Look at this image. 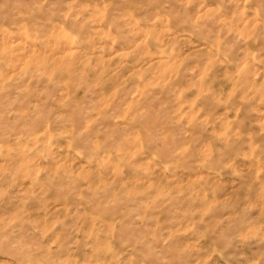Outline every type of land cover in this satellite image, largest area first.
<instances>
[{
	"label": "rangeland",
	"instance_id": "obj_1",
	"mask_svg": "<svg viewBox=\"0 0 264 264\" xmlns=\"http://www.w3.org/2000/svg\"><path fill=\"white\" fill-rule=\"evenodd\" d=\"M0 173L58 264H264V0H0Z\"/></svg>",
	"mask_w": 264,
	"mask_h": 264
},
{
	"label": "clouds",
	"instance_id": "obj_2",
	"mask_svg": "<svg viewBox=\"0 0 264 264\" xmlns=\"http://www.w3.org/2000/svg\"><path fill=\"white\" fill-rule=\"evenodd\" d=\"M183 153H175V155H182ZM3 174L0 173V176ZM191 214L182 215L176 223L180 224L181 227L186 223L187 227L184 228L185 234L192 232L196 229L197 224L203 225L206 231H219L222 235H227L230 239L241 238L239 234L233 235L230 229L233 228V221L224 217L221 219H215L214 221H206L204 216L209 215L208 211H205L199 220H193ZM146 216L138 215L137 219L144 220ZM23 223V222H19ZM62 223V222H61ZM151 242H148L147 236L141 234L137 239V243L148 242V246L152 248L153 244H160L162 250H168L171 247V239L173 234L165 236L163 232L150 233ZM10 246L18 251L21 255L23 264H58V261L52 259L54 253L51 245L47 249L39 248L34 244H30L24 239L22 235L18 233V221H0V246ZM184 250H179L177 255H185Z\"/></svg>",
	"mask_w": 264,
	"mask_h": 264
}]
</instances>
